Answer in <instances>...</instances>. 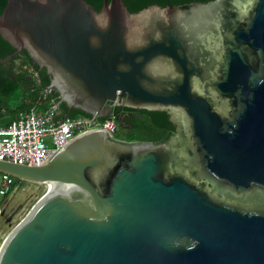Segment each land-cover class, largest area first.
<instances>
[{
  "label": "water",
  "instance_id": "1",
  "mask_svg": "<svg viewBox=\"0 0 264 264\" xmlns=\"http://www.w3.org/2000/svg\"><path fill=\"white\" fill-rule=\"evenodd\" d=\"M0 35L9 61L25 50L47 70L59 105L167 111L180 133L97 128L39 165L0 160L43 183L0 264H264V0H8Z\"/></svg>",
  "mask_w": 264,
  "mask_h": 264
},
{
  "label": "built area",
  "instance_id": "2",
  "mask_svg": "<svg viewBox=\"0 0 264 264\" xmlns=\"http://www.w3.org/2000/svg\"><path fill=\"white\" fill-rule=\"evenodd\" d=\"M39 89L46 107L22 111L7 125H0V160H11L21 164H42L66 145L89 130L101 128L114 136L119 126L113 115L101 118L98 115L82 117L64 116L61 112L60 96L51 86H41L38 71L23 65ZM15 177L0 172V195L11 193ZM2 205L0 204V215Z\"/></svg>",
  "mask_w": 264,
  "mask_h": 264
},
{
  "label": "trees",
  "instance_id": "3",
  "mask_svg": "<svg viewBox=\"0 0 264 264\" xmlns=\"http://www.w3.org/2000/svg\"><path fill=\"white\" fill-rule=\"evenodd\" d=\"M210 0H125L124 4L130 12H138L149 5L165 6H186L192 2H207ZM8 0H0V14L3 12L7 5ZM95 10L99 11L102 6V0H86ZM16 49L0 35V119L9 118V124L18 114L22 111L31 109H43L46 103L39 95V89L34 78L25 70L22 69L23 65L33 66L39 73L40 85L50 86L51 79L45 68H40L28 55L27 51L12 61L7 58L13 54ZM23 59V60H22ZM20 60V62H16ZM55 90V89H54ZM54 94L60 96L55 90ZM60 100V99H59ZM61 112L64 116L82 117L89 116L79 109H69L65 103L60 105ZM129 110L128 108H125ZM139 114L143 119L135 121L132 127L150 130L153 137L149 140L140 142H153L162 143L167 141L174 133V126L169 120L166 112L160 111H147L130 109ZM124 128V127H122ZM21 180L15 178V183L12 191ZM11 191V192H12ZM10 194V193H9ZM5 197H8V195Z\"/></svg>",
  "mask_w": 264,
  "mask_h": 264
},
{
  "label": "rangeland",
  "instance_id": "4",
  "mask_svg": "<svg viewBox=\"0 0 264 264\" xmlns=\"http://www.w3.org/2000/svg\"><path fill=\"white\" fill-rule=\"evenodd\" d=\"M23 60V59H22ZM16 62H20L17 60ZM10 121L9 118L0 119V124ZM150 130L142 128H120L114 135L117 140L128 142L149 140L153 137ZM43 189V183L21 181L8 195H0L2 205L0 215V246L11 230L27 215L32 206L38 201Z\"/></svg>",
  "mask_w": 264,
  "mask_h": 264
},
{
  "label": "flooded vegetation",
  "instance_id": "5",
  "mask_svg": "<svg viewBox=\"0 0 264 264\" xmlns=\"http://www.w3.org/2000/svg\"><path fill=\"white\" fill-rule=\"evenodd\" d=\"M123 3H125L124 1L125 0H122ZM102 5L104 4V0H102ZM126 6V5H125ZM187 6V5H186ZM102 7V6H101ZM185 7V6H184ZM101 9V8H100ZM126 107H114L113 109V115L116 117L117 115H120L121 119L120 121H118L117 119V123H118V126L120 127V122L122 123L123 127L124 128H131L133 126V123L135 121H138V120H142L143 118L137 114L136 112L130 110V108H128L129 110L125 109ZM138 110H141V109H138ZM144 110V109H142ZM149 111V110H147ZM160 112H166L169 116V120L172 122L173 126H174V133L170 136L171 137H177L180 135V133L177 131V125L176 123H174L172 120H171V116L170 114L167 112V111H160ZM122 128V127H120ZM109 135V134H108ZM111 139H114V140H117L116 137L114 136H111L109 135ZM169 138V139H170ZM168 139V140H169ZM167 140V141H168ZM117 141H122V142H127V143H131V142H128V141H125V140H117ZM134 142H140V141H134ZM150 142V141H149ZM166 142V141H165Z\"/></svg>",
  "mask_w": 264,
  "mask_h": 264
},
{
  "label": "crops",
  "instance_id": "6",
  "mask_svg": "<svg viewBox=\"0 0 264 264\" xmlns=\"http://www.w3.org/2000/svg\"><path fill=\"white\" fill-rule=\"evenodd\" d=\"M0 125H7V123H5V124H0Z\"/></svg>",
  "mask_w": 264,
  "mask_h": 264
}]
</instances>
